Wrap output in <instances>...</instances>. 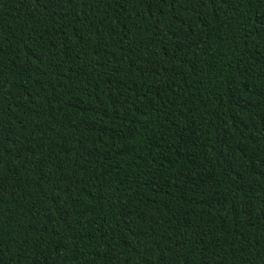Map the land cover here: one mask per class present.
I'll return each instance as SVG.
<instances>
[{"label": "trees", "instance_id": "obj_1", "mask_svg": "<svg viewBox=\"0 0 264 264\" xmlns=\"http://www.w3.org/2000/svg\"><path fill=\"white\" fill-rule=\"evenodd\" d=\"M0 264H264V0H0Z\"/></svg>", "mask_w": 264, "mask_h": 264}]
</instances>
